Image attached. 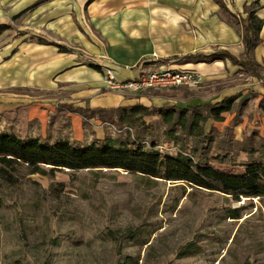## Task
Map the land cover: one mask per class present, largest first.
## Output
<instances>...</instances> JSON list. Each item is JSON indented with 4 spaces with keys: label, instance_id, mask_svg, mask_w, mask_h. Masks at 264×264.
Wrapping results in <instances>:
<instances>
[{
    "label": "crops",
    "instance_id": "0c3cea01",
    "mask_svg": "<svg viewBox=\"0 0 264 264\" xmlns=\"http://www.w3.org/2000/svg\"><path fill=\"white\" fill-rule=\"evenodd\" d=\"M253 1L224 0L238 16L240 22L235 23L216 0H0V25L12 27L0 35V128L12 129V121H23L29 126L23 134L90 141L94 136L104 138L109 124L98 113L92 115L93 109L136 103L197 106L239 93L236 102L244 99L246 106L234 126L236 139L242 140L246 129L263 134L264 24L254 50L260 76L229 58L212 62L187 58L220 49L241 57L245 51L241 18L247 17L245 6ZM259 2L257 15L264 19V0ZM58 43L71 50H60ZM108 69L120 83L151 71L176 69L200 73L205 83L230 79L232 85L213 98L201 95L203 91L183 97L180 87L158 95L150 89L110 87ZM172 91H178L177 96ZM236 114L223 112L224 119H210L205 130L222 132ZM31 125L38 133H32ZM89 128L93 136L86 135Z\"/></svg>",
    "mask_w": 264,
    "mask_h": 264
},
{
    "label": "rangeland",
    "instance_id": "374dc122",
    "mask_svg": "<svg viewBox=\"0 0 264 264\" xmlns=\"http://www.w3.org/2000/svg\"><path fill=\"white\" fill-rule=\"evenodd\" d=\"M229 80L179 86L181 96L203 91L213 98L232 85ZM165 89L156 91L162 95ZM244 107L235 108L232 123L240 121ZM22 122L11 126L24 133L29 126ZM225 129L212 130L223 135ZM91 130L86 135L93 136ZM106 130L115 135V127L108 124ZM254 130L246 129L242 137ZM31 131L38 133L33 125ZM230 208H240L242 217L229 218ZM129 230L135 237L118 249L112 233ZM0 264H264V198L237 201L123 170L26 174L15 186L0 179Z\"/></svg>",
    "mask_w": 264,
    "mask_h": 264
},
{
    "label": "trees",
    "instance_id": "16d2710c",
    "mask_svg": "<svg viewBox=\"0 0 264 264\" xmlns=\"http://www.w3.org/2000/svg\"><path fill=\"white\" fill-rule=\"evenodd\" d=\"M232 22H240L238 16L228 10L224 0H216ZM259 0L245 6L247 17L241 18L242 38L245 45L243 56L237 57L227 50L210 55H190L188 60L212 62L229 58L234 64L259 75L261 66L254 58V50L261 42L260 32L264 19L257 15ZM14 18H17L15 16ZM9 24L0 25V35L11 29ZM41 42H47L40 38ZM62 51L71 49L57 44ZM88 64L96 70L102 67ZM159 94L158 89H150ZM239 94L227 96L215 103L180 107H159L136 103L110 109H93L115 127V135L107 133L102 139L90 141L63 137L55 140L20 133L14 128H0V179L10 186L20 183L26 174L54 175L57 171L123 170L148 179L181 182L194 189L224 193L234 200L264 198V133L254 130L242 141L235 138L233 125L226 127L223 135L217 130L207 132L210 119L223 120V112L244 107L246 101L236 100ZM264 111V97L260 101ZM147 117H153L147 120ZM172 145L171 150L163 149ZM237 150L246 154L239 160ZM229 218H241L240 208H230ZM118 247L127 238H134L135 231L113 232ZM189 248V246H187Z\"/></svg>",
    "mask_w": 264,
    "mask_h": 264
},
{
    "label": "built area",
    "instance_id": "2783aa9c",
    "mask_svg": "<svg viewBox=\"0 0 264 264\" xmlns=\"http://www.w3.org/2000/svg\"><path fill=\"white\" fill-rule=\"evenodd\" d=\"M105 75L108 85L113 88L122 86L132 89H163L179 86L197 87L204 81L200 73L176 69L151 71L142 75L138 80L127 83L118 82L111 69H108Z\"/></svg>",
    "mask_w": 264,
    "mask_h": 264
}]
</instances>
